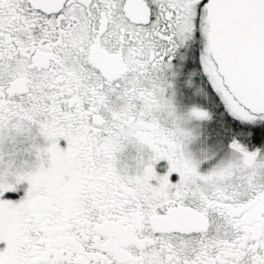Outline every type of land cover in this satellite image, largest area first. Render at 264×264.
<instances>
[{
    "label": "snow or ice",
    "instance_id": "1",
    "mask_svg": "<svg viewBox=\"0 0 264 264\" xmlns=\"http://www.w3.org/2000/svg\"><path fill=\"white\" fill-rule=\"evenodd\" d=\"M0 264H264V0H0Z\"/></svg>",
    "mask_w": 264,
    "mask_h": 264
}]
</instances>
